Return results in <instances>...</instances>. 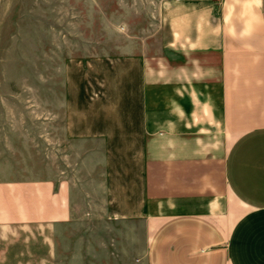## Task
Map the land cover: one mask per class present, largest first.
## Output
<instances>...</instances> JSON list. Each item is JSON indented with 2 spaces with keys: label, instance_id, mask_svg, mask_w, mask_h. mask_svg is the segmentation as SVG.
<instances>
[{
  "label": "crops",
  "instance_id": "obj_1",
  "mask_svg": "<svg viewBox=\"0 0 264 264\" xmlns=\"http://www.w3.org/2000/svg\"><path fill=\"white\" fill-rule=\"evenodd\" d=\"M149 1L104 58L120 122L57 113L71 168L49 152L45 214L13 218H45L55 264H264V0Z\"/></svg>",
  "mask_w": 264,
  "mask_h": 264
},
{
  "label": "rangeland",
  "instance_id": "obj_2",
  "mask_svg": "<svg viewBox=\"0 0 264 264\" xmlns=\"http://www.w3.org/2000/svg\"><path fill=\"white\" fill-rule=\"evenodd\" d=\"M130 7L150 1L0 0V264H55L45 218L13 217L45 214L49 152L52 174L71 164L56 150L57 113L62 127L72 105L120 122L119 68L104 58L124 45Z\"/></svg>",
  "mask_w": 264,
  "mask_h": 264
}]
</instances>
